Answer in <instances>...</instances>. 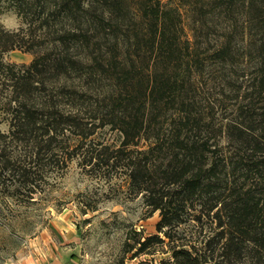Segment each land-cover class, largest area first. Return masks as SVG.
<instances>
[{"label":"trees","instance_id":"trees-1","mask_svg":"<svg viewBox=\"0 0 264 264\" xmlns=\"http://www.w3.org/2000/svg\"><path fill=\"white\" fill-rule=\"evenodd\" d=\"M195 2L214 48L183 40L162 0H144L140 15L132 0H0L22 18L17 30L0 25L11 126L0 128L1 173L33 197L60 161L107 181L123 170L161 215L141 252L162 234L174 241L190 217L212 232L201 249L174 247L177 264H264V0ZM15 49L36 57L7 64ZM107 125L119 142L94 137ZM8 137L31 143L25 159L5 152Z\"/></svg>","mask_w":264,"mask_h":264},{"label":"rangeland","instance_id":"rangeland-1","mask_svg":"<svg viewBox=\"0 0 264 264\" xmlns=\"http://www.w3.org/2000/svg\"><path fill=\"white\" fill-rule=\"evenodd\" d=\"M143 1L132 0L131 10H138L140 15ZM195 3V0H162V6L181 27L183 40H190L191 46L199 42L204 48H214L218 36H207L206 29L205 32L199 29L194 21ZM0 25L17 30L22 18L13 8L5 7L0 10ZM3 57L7 64L20 67L29 65L36 55L15 49ZM0 128L6 135L11 132L8 116L2 112ZM97 136L110 143L119 142L120 133L107 125L99 129L94 137ZM3 143L5 152L21 159L31 149V143L12 137ZM74 149L72 146L63 153L74 154ZM87 170L90 167L85 168L78 159L48 165L31 187L37 191L30 197V187L16 182L18 178L11 176L10 171L1 173L0 168L3 179H0V264H20L32 254H52L57 246L64 247L61 250L65 256L72 257L65 264H177L174 247L185 244L201 249L202 241L212 232L210 221L202 224L189 217L175 233L174 241L162 234L163 242H152L141 252L143 242L158 234L160 211L151 212L143 197L130 191L125 171H117L114 179L107 181Z\"/></svg>","mask_w":264,"mask_h":264},{"label":"crops","instance_id":"crops-1","mask_svg":"<svg viewBox=\"0 0 264 264\" xmlns=\"http://www.w3.org/2000/svg\"><path fill=\"white\" fill-rule=\"evenodd\" d=\"M61 245L64 246V243H61ZM63 248L64 247L57 246L52 254L50 252H43L36 255L32 254L27 260L20 264H65V261L72 257L65 256L64 250H61Z\"/></svg>","mask_w":264,"mask_h":264}]
</instances>
